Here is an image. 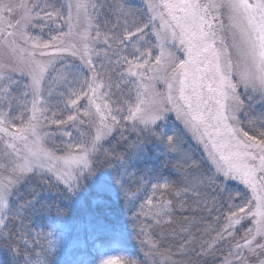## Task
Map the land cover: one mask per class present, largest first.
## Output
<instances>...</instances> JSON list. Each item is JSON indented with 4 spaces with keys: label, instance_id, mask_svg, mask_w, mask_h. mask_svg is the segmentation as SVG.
<instances>
[{
    "label": "snow or ice",
    "instance_id": "6c2138e0",
    "mask_svg": "<svg viewBox=\"0 0 264 264\" xmlns=\"http://www.w3.org/2000/svg\"><path fill=\"white\" fill-rule=\"evenodd\" d=\"M152 139L177 178L129 183ZM102 166L121 169L143 264H264V0H0V236L27 247L33 215L67 212L41 190L69 200ZM47 235L25 264H48Z\"/></svg>",
    "mask_w": 264,
    "mask_h": 264
},
{
    "label": "trees",
    "instance_id": "16d2710c",
    "mask_svg": "<svg viewBox=\"0 0 264 264\" xmlns=\"http://www.w3.org/2000/svg\"><path fill=\"white\" fill-rule=\"evenodd\" d=\"M166 129L167 134L175 132L174 129L167 127ZM125 135L132 140L135 133H125ZM152 143L154 142L151 141L145 145L144 151L136 157L134 162H128V171L136 173L128 176L129 183L135 184L137 180H140L141 174H147L153 182L155 179L175 180L177 178L175 170L166 165V162L175 156L161 149L157 155L151 156L152 151L156 152L152 150ZM181 143L185 151L197 160H201L198 152L189 149V144L185 142V139H181ZM111 147L115 149L117 155L125 154L123 141H120L118 137L112 141ZM100 176L102 174L99 173V180ZM111 178H113L112 175ZM106 180L107 185L105 182L104 184L107 187L98 190L99 193L84 195L80 192V198L74 195L69 200L61 198L54 191L46 193L41 190L42 200L56 201L61 207L67 209L66 214L60 218L47 213L33 215L32 228L29 229L32 234L24 236V240L28 242L27 247L23 240L10 245L7 237L0 236V264H25V260L35 259L37 254H40V259H44L48 252V231L62 237V244L56 247L52 255H47L48 264H82L85 261L94 260L96 253L93 248L97 247L130 252L134 259L143 264L145 257L133 228L132 212L134 209L125 199L120 184L118 183L116 188L111 189V179L107 177ZM230 184L235 185L236 183L230 182ZM80 191H82L81 188ZM142 199L143 193H141ZM137 208L138 205L136 210ZM27 223L25 221V224ZM17 247L20 248V252L16 251ZM156 260L157 264H164L163 257H156Z\"/></svg>",
    "mask_w": 264,
    "mask_h": 264
},
{
    "label": "rangeland",
    "instance_id": "374dc122",
    "mask_svg": "<svg viewBox=\"0 0 264 264\" xmlns=\"http://www.w3.org/2000/svg\"><path fill=\"white\" fill-rule=\"evenodd\" d=\"M109 3L112 2V0H108ZM138 3H141L142 0H137ZM67 29H65L66 31ZM45 35H47V33H45ZM17 78L20 79L22 82L25 78L23 77H19V75L17 74ZM158 88H160V90H163V87L162 85H158ZM166 127L167 128H171V129H174L175 132H179L180 134H182V139H185V142L189 144V149H193L194 151L198 152L201 159H203V151H202V148L201 146H199L196 141L194 139L191 138V135L189 133H186V132H183V129H182V125L180 124L179 121H177L175 119V115L174 114H169V116L167 117V120L166 122L163 123V128L162 130L166 132ZM46 130H49V131H54L55 130V127L53 126L52 128L50 129H46ZM125 133H131V132H125ZM75 135V133H74ZM119 138V137H118ZM136 139V133H135V136L132 140H135ZM151 141H153L154 143H152V150H155L156 152L154 153V151H152V155H157L159 153V150H166V147L165 145L161 142H159L157 139H152ZM145 148V147H144ZM126 150V149H125ZM173 154L174 156H176L175 153H171ZM136 160V157L133 158L132 162H134ZM129 161V162H130ZM106 167V168H105ZM104 170V171H103ZM121 171V169L117 166V167H108V166H102L100 167L96 173L90 178V179H86L84 181V185L83 187H81L82 191H80V189L78 190V192L75 194L77 196V198H80L79 194L80 192L83 193L84 195L85 194H92V193H95V192H100L98 190H103L104 187H107L106 185V178H110V183H111V189L112 188H116L118 183H117V180H116V176L119 174V172ZM99 173L100 175L102 174V176H100V180H99ZM110 175V177H109ZM111 175L113 176V178H111ZM103 177V178H102ZM125 179H128V177H125ZM105 182V184H104ZM234 182V181H233ZM236 183V182H234ZM55 192V189L53 190ZM104 191H107L104 189ZM47 193V192H46ZM137 210H139V208H137ZM55 236L57 237L58 239V244L57 246L61 245L62 244V237L59 235V234H55ZM48 238V242L49 240H54L55 237H49L47 236ZM49 245V243H47ZM94 251H95V255H96V258L94 260H90V261H85L84 263L82 264H102V261L106 258H108L109 256H114V255H126V256H130L132 257V254L130 252H127V251H123V250H109V249H105L103 247H97V248H93ZM133 258V257H132Z\"/></svg>",
    "mask_w": 264,
    "mask_h": 264
},
{
    "label": "clouds",
    "instance_id": "9594fccd",
    "mask_svg": "<svg viewBox=\"0 0 264 264\" xmlns=\"http://www.w3.org/2000/svg\"><path fill=\"white\" fill-rule=\"evenodd\" d=\"M107 259V258H106Z\"/></svg>",
    "mask_w": 264,
    "mask_h": 264
}]
</instances>
